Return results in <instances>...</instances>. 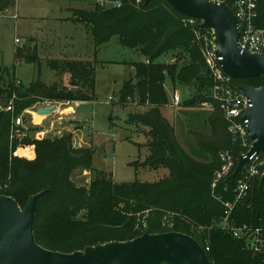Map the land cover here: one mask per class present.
<instances>
[{
  "label": "trees",
  "instance_id": "obj_1",
  "mask_svg": "<svg viewBox=\"0 0 264 264\" xmlns=\"http://www.w3.org/2000/svg\"><path fill=\"white\" fill-rule=\"evenodd\" d=\"M115 2L122 6L103 5ZM15 3L16 0H0V11ZM145 3L146 0L140 5L136 0H103L92 4L91 10H73V14L75 20L93 27L97 48L119 37L124 47L147 59V63L136 65L137 82L124 83L119 95L123 103L139 97L146 107L143 112L129 113L126 119L127 125L149 132V155L144 168L167 169L169 174L157 182L137 179L117 184L111 174L106 177L94 169V148L75 147L73 133L43 140L33 135L13 139L14 119L23 115L25 123L31 121L26 111L37 104L93 99L98 61H51L53 70L70 75L67 86H47L38 79L27 88L17 80L0 88V104L9 105L15 96V111L0 112V195L14 199L24 208L31 196L46 192L38 204L34 235L37 243L50 251L72 254L109 242H128L146 233L176 232L191 236L204 249L209 247L211 264H264V251L254 252L222 224L228 217L230 227L247 225L262 229L264 238L261 178L253 182L244 200L235 203L230 216L224 203L235 202L233 189L238 179H221L213 189L223 166L221 154L229 153L238 161L247 150L233 142L225 115L212 99L214 79L205 57L207 45L197 38V34L209 32L201 29L200 21L175 12L165 0ZM256 24L264 29V0H259ZM175 52L185 53L188 63L181 66L179 61L184 58L179 59L180 55L175 64L157 63L163 55ZM15 55L28 62L34 59L26 57L22 48H17ZM5 73L10 76L8 69ZM167 78L175 84L195 87L196 94L188 101L189 106L213 105L208 120L211 134H196L198 148L211 158L208 163L187 154L178 142L174 126L161 111L167 103ZM233 82L238 87H264V77ZM86 85L90 93L82 91ZM37 130L31 127V131ZM20 146H35L36 158L15 156ZM78 171L96 176L88 186H78L73 181Z\"/></svg>",
  "mask_w": 264,
  "mask_h": 264
},
{
  "label": "rangeland",
  "instance_id": "obj_2",
  "mask_svg": "<svg viewBox=\"0 0 264 264\" xmlns=\"http://www.w3.org/2000/svg\"><path fill=\"white\" fill-rule=\"evenodd\" d=\"M102 1L16 0L14 6L0 11V88L6 87L12 80L19 81L27 88L38 79L47 86L55 84L67 86L69 74L67 72L60 74L53 70L50 66L51 61H98L95 88L91 93L93 99L82 102L80 106L74 105L76 115L71 117H75V120L85 126L83 138L89 146L83 147H92L96 150L94 169L105 173L106 177L111 174L117 184L133 183L137 179L157 182L169 172L167 169L144 168L149 155L148 130H139L126 124L129 113L143 112L146 107L140 102L139 97L123 103L119 95L124 83L137 82L136 65L147 63V59L124 47L119 37H114L109 43L97 48L93 27L74 19L73 10H91L92 4ZM104 7L110 8L111 5L106 3ZM17 39L21 41V45L16 43ZM17 48L25 49L26 57L34 59L29 62L26 59H17L15 55ZM177 57L184 58L179 61L181 66L188 63V56L182 52L165 54L157 63L175 64ZM5 69L9 70L10 76H7ZM137 86L139 88V85ZM164 88L167 103L161 107V111L174 126L178 142L196 161L210 162V156L198 148L196 134H211L208 120L213 109L207 104L198 107L187 104L196 94L193 85L185 86L178 82L175 84L167 78ZM81 89L90 93L89 85ZM175 95L180 98L178 105L174 104ZM66 104L59 105L62 111L73 105ZM44 106L37 104L34 108L40 109ZM27 116V119L31 118V115ZM71 123L77 125L68 121V124ZM31 127L32 118L25 123L23 133L26 136H35ZM46 137L59 136L51 133ZM74 145L79 147L75 141ZM95 176L78 171L74 174L73 181L78 186H88Z\"/></svg>",
  "mask_w": 264,
  "mask_h": 264
},
{
  "label": "water",
  "instance_id": "obj_3",
  "mask_svg": "<svg viewBox=\"0 0 264 264\" xmlns=\"http://www.w3.org/2000/svg\"><path fill=\"white\" fill-rule=\"evenodd\" d=\"M165 1L180 15L200 21L202 30L214 32L215 55L226 75L234 80L264 77V55L241 54L239 23L226 4L210 0ZM239 90L248 100L245 120L253 147L240 159L234 178L254 155H264V87L240 85ZM56 110V106L39 109L37 115L48 117ZM260 186H264V174ZM45 195L42 192L31 196L24 208L0 195V264H211L198 241L176 232L146 233L128 242H109L72 254L47 250L34 235L38 204Z\"/></svg>",
  "mask_w": 264,
  "mask_h": 264
},
{
  "label": "built area",
  "instance_id": "obj_4",
  "mask_svg": "<svg viewBox=\"0 0 264 264\" xmlns=\"http://www.w3.org/2000/svg\"><path fill=\"white\" fill-rule=\"evenodd\" d=\"M145 0H136L138 5L142 4ZM217 4H226L235 14L238 23H239V48L241 54H257L264 55V29L260 28L256 24V19L258 17V3L259 0H210ZM106 3L103 5L105 6ZM108 4V3H107ZM111 7L120 8L122 6L121 2L109 3ZM110 7V8H111ZM207 31V30H204ZM207 35L197 34V38L203 39L206 42L205 57L207 64L212 72L214 79V86L211 90L212 99L214 102L220 105L221 110L225 115V119L229 125V133L233 139V142L240 144L246 153H244L238 161L229 153H222L221 159L223 166L221 171L217 174L216 180L213 184V189L216 187V184L221 179H226L230 176L233 177L239 161L241 158H244L248 155L253 147V142L250 138L247 129L248 121L245 120V115L248 109V100L239 90V87L234 84V80L226 75L221 66L219 65L218 59L215 55V46L214 40L215 35L213 31H208ZM17 44L21 45L19 39L16 40ZM18 84H20L18 82ZM15 96L12 98V101L9 105L0 104V112H14L13 101ZM112 101V99H110ZM180 103V98L178 95L174 96V104L178 105ZM40 105L44 106L40 109L52 108L54 105H48V102L41 103ZM211 108L212 104H207ZM39 109H33L32 114H37ZM34 111V112H33ZM27 114L30 111H26ZM47 117V116H42ZM15 132L13 133V139H22L26 135L23 133L25 129V122L23 120V115L18 116L14 119ZM58 134V133H57ZM59 137L63 134H58ZM45 138V137H44ZM43 137H40L39 134L36 135V139L43 140ZM31 147L35 148V156L27 155L22 150L29 151ZM15 156L26 158L29 160H34L36 158V147L35 146H20ZM262 155H254L247 165L244 167L241 174L237 177V183L234 187L235 193V202H225V207L227 208V215L230 216L231 211L233 210L235 203L244 200L251 187L253 182L257 178H262L264 171V160H262ZM223 227L230 229L233 233V236L237 239H243L247 246L252 249L254 252H263L264 251V238L262 229H253L247 225L236 227H230L228 224V217L223 221ZM207 253L210 249L207 247L204 249Z\"/></svg>",
  "mask_w": 264,
  "mask_h": 264
},
{
  "label": "crops",
  "instance_id": "obj_5",
  "mask_svg": "<svg viewBox=\"0 0 264 264\" xmlns=\"http://www.w3.org/2000/svg\"><path fill=\"white\" fill-rule=\"evenodd\" d=\"M70 76V75H69ZM62 105H67V104H62V103H56L53 104L54 106L57 107L56 112L48 117L41 118L40 116L34 114H31V111L29 115H31L32 118V125L33 127L37 128V132L35 133V136L39 134L40 137H46V135H49L51 133L53 134H65V133H73L74 136V141L79 144V147L89 146L86 142V140L83 138V133L85 131V126L83 123L75 120V117L71 118L72 116L76 115L75 108L73 107L74 105L80 106L82 102H74L68 108H65L63 111L60 108ZM50 106L51 103H48ZM68 121L74 122L77 125L68 124ZM93 129V125H92ZM34 136V135H33ZM25 154L27 155H34L35 156V148L31 147L29 151L22 150ZM88 173V172H86Z\"/></svg>",
  "mask_w": 264,
  "mask_h": 264
}]
</instances>
